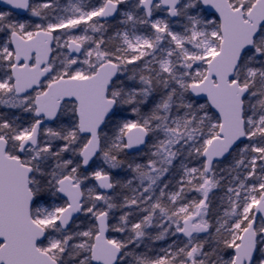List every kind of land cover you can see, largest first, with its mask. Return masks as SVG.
<instances>
[{"label": "snow or ice", "instance_id": "snow-or-ice-1", "mask_svg": "<svg viewBox=\"0 0 264 264\" xmlns=\"http://www.w3.org/2000/svg\"><path fill=\"white\" fill-rule=\"evenodd\" d=\"M0 264H264V0H0Z\"/></svg>", "mask_w": 264, "mask_h": 264}]
</instances>
